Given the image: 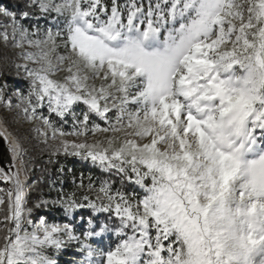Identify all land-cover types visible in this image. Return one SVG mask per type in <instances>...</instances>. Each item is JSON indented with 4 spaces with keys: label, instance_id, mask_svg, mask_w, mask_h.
<instances>
[{
    "label": "snow or ice",
    "instance_id": "obj_1",
    "mask_svg": "<svg viewBox=\"0 0 264 264\" xmlns=\"http://www.w3.org/2000/svg\"><path fill=\"white\" fill-rule=\"evenodd\" d=\"M0 17V44L33 65H15L27 93L13 104L5 85L0 105L51 129H33L59 141L49 162L63 152L120 182L81 173L66 190L61 166L56 198L29 207L27 149L0 122V264H58L50 252L74 244L78 264H264V0H17ZM49 206L89 209L86 230L34 222ZM108 233V250L91 243Z\"/></svg>",
    "mask_w": 264,
    "mask_h": 264
},
{
    "label": "trees",
    "instance_id": "obj_2",
    "mask_svg": "<svg viewBox=\"0 0 264 264\" xmlns=\"http://www.w3.org/2000/svg\"><path fill=\"white\" fill-rule=\"evenodd\" d=\"M17 3V0H0V6L13 7ZM3 17H0V21ZM37 23L43 29L45 27L51 26V19L49 17L36 16L28 24ZM31 30V28H30ZM14 49L10 46L0 45V88H4V93L7 97H10L13 101H17V95L19 93H27L28 90V80L26 75L21 69L17 71L15 68L16 58ZM85 106L80 104L77 106V111H81ZM45 115H47V109L41 110ZM111 115V114H110ZM52 119L55 120L58 127H61L65 132H71L72 120L68 117L65 121H61L59 118L53 116ZM92 120L102 127L105 126L104 121L100 120L96 115L92 116ZM7 129L11 132L14 137H19L23 142L25 148L27 149L26 160L30 161V166L27 175V184L29 186L27 192L28 206L33 207L34 203L38 199L52 200L56 198L57 192L55 188L60 187L59 181L56 185L52 186L53 190H50L49 181L55 180L60 173L58 169L63 166L64 169V181L63 187L66 190H71L72 188V177L78 176L83 173L85 175H91L97 181L99 179L112 177L116 181L113 187H120L119 178L111 173L103 172L97 165H94L90 160H82L79 157L65 156L63 152L56 156H51L50 161V148L52 145L57 144L59 141L48 140V143H44V138L40 136L33 129L39 127L35 124L31 127H23L22 125L14 124L13 118L9 115L3 118ZM51 131V129H50ZM48 132L50 135L51 132ZM124 191L132 193H138L142 195V190L135 185L125 183L123 186ZM0 190H4L2 185H0ZM4 191H0V195H4ZM5 209L0 208V220L3 219L5 214ZM44 216L50 223H73L77 228V234L84 232L87 228V218L91 216V211L89 209H81L74 213L71 220L63 215V209L60 207H41L34 208L32 219L34 222H38V218ZM97 225V230L99 229L100 222L106 221V214H98L93 218ZM2 234V233H0ZM97 248L102 250H108L109 246H114L116 243V238L112 233H108V236H101L99 238H93L91 240ZM53 258L58 262V264H78V261L82 259V254L78 251V245H71L62 249L59 252H50Z\"/></svg>",
    "mask_w": 264,
    "mask_h": 264
},
{
    "label": "rangeland",
    "instance_id": "obj_3",
    "mask_svg": "<svg viewBox=\"0 0 264 264\" xmlns=\"http://www.w3.org/2000/svg\"><path fill=\"white\" fill-rule=\"evenodd\" d=\"M1 47L3 46L2 44H0ZM25 50H28V51H32L33 49L29 48L28 45H25ZM21 50L20 49H14V53H15V58H16V64H29V66H33L31 64L30 61H25L21 58H19L18 56V53L20 52ZM62 51V50H61ZM26 75V74H25ZM63 75V73H59L58 74V77H61ZM13 101V100H12ZM17 101H13V104H15ZM11 116L13 118V121H14V124H18V125H22L23 127H31V126H34L35 124L39 125L41 130L42 131H50V129H45L42 125V122L41 121H34V122H28L25 120L24 116L19 112L18 109H12V110H9L8 108L6 107H3L2 105H0V121L6 126V124L4 123L3 121V118L5 119V116ZM106 126V125H105ZM7 127V126H6ZM51 132V131H50ZM11 133V132H10ZM14 137V136H13ZM65 139L69 140V141H72V140H77L78 138L76 137H73V136H67L65 137ZM79 139H83V138H79ZM94 139H103V137L99 134H97V136L94 138L92 135H89L88 136V142L89 143H92ZM3 187V186H2ZM4 188V187H3ZM4 190H6L4 188ZM5 194V193H4ZM105 237L108 236V234L104 235Z\"/></svg>",
    "mask_w": 264,
    "mask_h": 264
},
{
    "label": "water",
    "instance_id": "obj_4",
    "mask_svg": "<svg viewBox=\"0 0 264 264\" xmlns=\"http://www.w3.org/2000/svg\"><path fill=\"white\" fill-rule=\"evenodd\" d=\"M8 147L9 146H8L7 140H4L2 143H0V167L5 168L6 170L10 167L9 161L11 159V154L8 151ZM0 185H2L5 189L11 187L10 183L5 182V181H0Z\"/></svg>",
    "mask_w": 264,
    "mask_h": 264
},
{
    "label": "bare ground",
    "instance_id": "obj_5",
    "mask_svg": "<svg viewBox=\"0 0 264 264\" xmlns=\"http://www.w3.org/2000/svg\"><path fill=\"white\" fill-rule=\"evenodd\" d=\"M1 122V121H0ZM3 128L9 133V131L6 129L5 125L2 123Z\"/></svg>",
    "mask_w": 264,
    "mask_h": 264
}]
</instances>
